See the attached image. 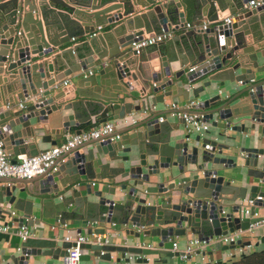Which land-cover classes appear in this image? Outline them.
<instances>
[{
    "label": "water",
    "instance_id": "obj_1",
    "mask_svg": "<svg viewBox=\"0 0 264 264\" xmlns=\"http://www.w3.org/2000/svg\"><path fill=\"white\" fill-rule=\"evenodd\" d=\"M249 1L0 0V79L8 83L2 87L3 94L15 95L14 99L4 96L0 103V133L11 155L37 154L40 143L59 145L74 126L78 133L82 125L122 119L145 110L147 102L153 107L167 96L182 95L186 100L193 96V111L201 112L217 128L213 134L208 129L173 140L170 125L158 120L161 113L149 111L119 127L116 140L91 139L63 154L55 171L31 179H5V183H35L37 194L30 199L17 197L15 185H2L0 213L8 212L2 205L4 197L22 212L14 218L18 226L37 224L35 203L39 211L43 206L44 217L59 216L61 222L90 219L92 213L100 223L123 226L109 228L120 243H82L80 247L93 250L95 258L109 263H129L134 256L142 264L158 261L161 255L164 261L177 256L179 252L171 250L173 237L190 232L208 245L217 236L246 229L258 220L252 215L255 208H264V146H258L264 144V61L259 64L264 57V0L253 8ZM229 4L233 18L228 23L207 26L198 35L191 29L165 42L131 49V43L144 33L170 29V24L186 27L189 20L196 25L203 19L217 22L218 12ZM135 5L143 10L134 11ZM119 20L115 31L122 36L110 43L112 50H95L93 46L99 45L98 36L93 35L95 27ZM246 23L254 26L248 32L243 27ZM82 35H89L87 42L63 47L72 37ZM247 35L253 36L252 45L246 43ZM176 61L193 69L176 70ZM67 76L73 78L72 87L55 86ZM196 79L206 80L190 90L187 85ZM139 80L144 86L137 96L132 87ZM233 83V91L223 95L221 89L232 88ZM138 97L141 103L133 104ZM18 102L27 105L11 110ZM6 104L9 108L2 109ZM17 125L21 130L13 129ZM16 139H21L20 144L10 146ZM27 139L30 142H24ZM239 141L244 145L239 146ZM173 168L178 176L166 182ZM81 176L97 179L100 187L92 190L86 184L84 194L73 187L70 195L54 201L55 195L78 183ZM118 189L124 194L115 201L110 196L117 195ZM19 191L33 193L30 187ZM90 195L96 200L91 201ZM246 197L254 200V209L250 216H241L240 200ZM106 228H90L88 233H102ZM57 236H30L20 241L15 234L0 232V239L14 244L4 264H29L30 260L32 264H60L71 243ZM145 236L150 239L148 244L134 241ZM245 244L249 242L239 240L222 248ZM113 253L119 255L114 258ZM39 256L46 259L38 260ZM79 259L90 256L82 253Z\"/></svg>",
    "mask_w": 264,
    "mask_h": 264
},
{
    "label": "crops",
    "instance_id": "obj_2",
    "mask_svg": "<svg viewBox=\"0 0 264 264\" xmlns=\"http://www.w3.org/2000/svg\"><path fill=\"white\" fill-rule=\"evenodd\" d=\"M229 6L230 4L228 5V7H226L223 11L221 12H218V16H219V20L217 22H213V23H210L208 21H206L205 19L202 20L201 24L200 25H196L195 22L189 20V23L191 24V27H183V26H178L176 27L177 25L176 24H170L171 28H170V31H171V36L166 38L164 40L167 41L169 38H171L172 36H179L180 34H185L186 31L188 30H193L195 33H197V35L200 33L199 30L202 29V25L203 24H207V26H210V25H217V24H221V23H224V18L226 17H231V19L233 18V15L230 13V9H229ZM250 7V6H249ZM252 7V6H251ZM253 8V7H252ZM143 10V8L140 6V5H135L134 6V11L136 10ZM264 19H261V22H263ZM119 21H116V22H112V23H105V22H100L99 26H101L100 28H98V26L95 27L94 29V35L98 36L97 40H98V43L99 45H95L93 46L95 50L97 51H106L108 52L109 50H112L110 49V43L115 41L118 36H122V33H117L115 31V29H117L120 25H119ZM252 24H248L246 23V25H244V30L246 29V31H250L252 27L254 26H251ZM242 27V26H241ZM120 32V31H119ZM126 32H129V28L126 30ZM155 32H151V33H144L142 36L145 37V36H148V35H154ZM88 37L89 35H82V36H77L75 37L74 40H70V42L66 43L63 47L65 46H68V45H74V44H77V43H83V42H87L88 41ZM245 40H246V43L249 45H252L253 44V36L251 37V35H247L245 37ZM254 48L257 47V45H253ZM95 56V55H94ZM93 56V57H94ZM96 57V56H95ZM49 58L48 57L46 60L49 61ZM156 59V58H155ZM158 60V59H156ZM262 61H264V57L260 59L259 61V64L262 63ZM174 69L176 70H179V69H184L185 72L189 69V66H185V65H182L180 64L178 61H176L174 64ZM96 69H92L91 71H95ZM87 74V73H86ZM1 75V74H0ZM3 76H5V74H2ZM3 78V77H2ZM0 79V103H3L4 102V96H11V98H15V95L14 93H12L11 95L8 94V95H4L3 94V90H2V87L3 86H6V84L8 83H4L3 82V79ZM181 78L185 79L186 76H185V73L182 74ZM68 79L69 80V83H68V87L71 86L72 87V83H73V78L72 76H67L65 77L64 79H62L61 81L58 82L59 84V87H63V85L61 84L64 80ZM206 79H196L195 82L191 83L190 86H188V88L191 90L193 87H198L202 81H204ZM214 85V84H213ZM235 85L234 83L231 84V87ZM67 86H64V87H67ZM143 83L139 80L137 85H134L132 88H133V93L135 95H139V91L142 89L143 87ZM242 87V86H241ZM233 88H222V94L224 95L225 93L229 92V89H231L233 91ZM60 88L56 89L55 91L59 90ZM214 89H215V85H214ZM168 90V88L166 89ZM208 91H209V88H208ZM215 92L214 91H210L209 93L213 94ZM111 92H107V94H110ZM209 93L208 94H203L202 95V98L204 97H207L209 96ZM221 94V96H223ZM120 96H122V94L120 93ZM150 98V97H149ZM141 98L138 97V98H135L134 100H132L131 102L133 104H138V103H141ZM147 101V99H145ZM189 100H193L195 101V98H193V96H191L188 100L184 99V97L181 95V96H178V97H171V96H167L164 98V101L163 102H160V103H157L155 106L151 107L150 104L147 102V105H146V109L143 110L141 109L139 112H134L133 113V116L135 118V120H138L139 118H142L146 115L149 114V111H152V112H159L161 113L160 116H163V120L166 121L170 127L172 128V134H173V140H183L185 138V135L187 134V131H186V127H185V123L183 122V119L178 116L177 114H172V113H177V112H182V111H191V110H194V107L190 106L188 107V101ZM171 102H176L177 104V107L176 108H173L170 106ZM19 103V102H18ZM24 105H27L26 102H23ZM2 109H8L6 107V105H3L2 106ZM19 109L18 105L14 106L11 108V110H17ZM69 112V111H68ZM95 116L92 117V120H94ZM52 120V118H50ZM54 121V120H53ZM61 123H59L60 125ZM82 129H86V128H89V126L87 125H82L81 126ZM78 127L77 126H74L72 127V132H74ZM14 130H21V127L19 125H17L15 128H13ZM209 130H211V134H213V132H216L217 131V128H213L212 126L209 127ZM255 133H257V131L255 130ZM68 134L70 133H65L63 135V137L65 138ZM211 134H205V136H210ZM196 135V134H193V136ZM212 136V135H211ZM63 141V140H62ZM21 142V139H16V140H13L12 142H10V146L12 147H17V144H20ZM24 142H30V139H27V140H24ZM237 144L239 146H243V142H237ZM264 146L263 143H258V146ZM39 149L40 150H43L49 146H51L50 143H40L38 145ZM10 154H11V149H6ZM20 154H27V153H19L17 155H20ZM17 155H11V157L13 159L17 158ZM221 165H215L214 167H220ZM172 173L167 177V179H165L166 182H172V180L175 178V176H178V173H177V170L176 168H173L172 169ZM227 173L226 174H229L230 171H226ZM233 176H231L230 178H232ZM235 178V177H233ZM120 178L117 177V180H119ZM5 179L4 180H0V187L4 184H6L5 182ZM91 182H95L94 185L91 184ZM86 184H90L91 185V189L92 190H96L98 187H100V183L98 182L97 179H90V178H87L85 176H81V179L79 180L78 183H75V184H72L71 185V188H68L67 190H62L61 192H59V194L55 195L53 198H54V201L57 202L59 201V195H62V196H68L70 195L71 193V190L74 188L80 190L81 194H84L85 191H86ZM15 185V189L13 191V193L19 197H23V198H26V199H30L33 197V195L37 194V184L35 183H31V182H11V185ZM25 187V189H28L29 187L31 188V191L33 193H30L29 191H19L20 188H23ZM33 188V189H32ZM124 194V191L123 190H117V195L115 196H110L112 199H114L115 201H118L122 198ZM88 198L91 200V201H94L96 200L95 197H93L92 195L88 196ZM7 197H4V203L2 204L3 207H5L4 209L5 210H9V209H12L15 211V214H14V217L13 218H18L22 215V212L20 210H17V209H14L12 206H10L8 203H7ZM37 201V200H35ZM35 207H34V214L37 218V224H34L33 226H30L31 227V236H37V237H50V236H53V235H58L57 237L59 238H62L63 237V229L59 226H55L54 228L52 227L55 223V218H47V217H44L43 214H44V209H43V206L41 205V210L39 211V209L37 208V204L35 203ZM72 207L70 206L69 209H71ZM228 207L226 206L225 207V210H227ZM254 207L252 206L251 207V210H253ZM255 211L258 212L257 215L258 217H261V218H264V208H255ZM49 212V211H47ZM89 217L90 219H85V218H82V219H67L66 222L68 223L69 225V228L70 230L72 231L73 234L77 233V230L78 229H81V233L84 234L86 232H88V230L91 228L92 230L95 229V230H98L99 227L101 226H106L108 227L107 230H109V228L111 229V231L113 230L111 225L110 224H104V223H100L99 221H96L94 220V215L91 213L89 214ZM10 219L3 213V211L0 213V223H4L6 221H9ZM17 226V222L14 221V224L11 226V231L9 232H6V234H10L12 235L13 234V229L16 228ZM130 226V225H129ZM114 228L116 229H122L123 226H119V225H116V226H113ZM264 236V225L258 227L256 230H255V233H254V236L251 240L252 242V246L250 247H246L245 249H243V251L245 253L247 252H250V251H254V250H260V249H264V242L262 241V237ZM194 237L190 232H188L185 236H178V237H173V240L178 242V245H179V248L182 249L185 241L189 238H192ZM149 237L148 236H145L143 237L141 240H134L135 242H137L139 244V242H144L142 244H148L150 241H149ZM109 241L110 243H120V239L119 237H114L113 233L111 235H109ZM249 241V240H247ZM246 242V241H244ZM109 243V244H110ZM13 243H11V240L8 239L6 240L5 238H1L0 239V264H4L6 261H9L10 259V256L11 254L14 252V248H13ZM226 244L220 242L219 240H215L214 242H211L210 244L206 245L205 249L201 251H198V249L195 251V254H193V258L195 260H197L198 258H200L202 256V253H205V257H207L209 260H211L212 263L214 264H222V263H225L229 260H231L232 258H235V257H238L240 255V253H233V255H230L231 253V249L232 248H222V246H224ZM228 250V251H227ZM93 250L91 249H84L83 253L84 254H89L90 256V259L88 260H80L79 264H142V263H139V262H136L135 259H134V256L131 258L130 257V262L127 263V262H123L121 261L120 263L118 262H107V261H104V260H99L98 258H95L93 256ZM118 256L119 254L118 253H113V256L114 258H116V256ZM129 256V255H127ZM136 258V257H135ZM31 259V258H30ZM35 260H37V258H34ZM44 260L46 258H43L41 256L38 257V260ZM33 261L30 260V263L29 264H32ZM183 263V261L178 257V256H172V257H168L166 261H164V256L161 255L159 260L158 261H154V262H150L149 264H181Z\"/></svg>",
    "mask_w": 264,
    "mask_h": 264
},
{
    "label": "built area",
    "instance_id": "obj_3",
    "mask_svg": "<svg viewBox=\"0 0 264 264\" xmlns=\"http://www.w3.org/2000/svg\"><path fill=\"white\" fill-rule=\"evenodd\" d=\"M263 3V0H250L248 5L251 7L259 6ZM231 17L224 18V22L228 23L230 22ZM101 26L98 25V28ZM187 27H191L190 23H187ZM202 29H205L207 27V24H203ZM95 33H93L94 35ZM171 36L170 29L165 30L164 28H161L159 32L155 33L151 36H145L137 41H133L131 43V49L138 51L141 48L155 45L159 42L164 41L166 38ZM75 37H72L71 40H74ZM193 68H189L188 70H192ZM88 73H91L89 70ZM69 83V80H64L61 84L63 86H67ZM59 85L58 83L55 84V86ZM19 108H24L25 105L23 102H19L18 104ZM194 101L189 100L188 101V107L193 106ZM171 107L176 108L177 104L176 102H171ZM6 107L9 108V104H6ZM133 113L127 114L124 118L118 119V120H108L105 122H102L100 124L90 126L89 128L82 129L80 132L75 133L71 132L68 134L63 141L59 145H51L37 154L29 155V154H20L17 155V158L15 162H13V158L11 157V154L6 150L4 139L1 136L0 133V179H9V178H19V179H31L33 177H36L38 175L45 174L47 171H55L58 167V159L71 149L83 144L84 142H87L91 139H110V140H116L119 135L116 134L117 129L119 127H123L129 123L135 122V118L133 116ZM180 116L185 123L187 134H198V133H204L207 131L210 127V123L207 122L204 118V115L201 112L198 111H182L177 113ZM163 116H159L158 120L162 121ZM92 185L95 184V182H91ZM6 185H11V182H6ZM62 198V195H59V199ZM260 198V197H257ZM254 200L246 197L242 200H240V208L238 209V213L241 216H250L251 213V207L253 205ZM8 212H3L10 220L6 221L4 223H0V232L6 233L11 231V226L14 224V214L15 211L12 209L7 210ZM258 212L254 211L253 215L254 217H258ZM115 223H112L111 226H114ZM264 225V218L259 217L258 220H255L253 222L249 223L248 228L246 229H235L232 232H228L224 235H219L216 237L217 240L220 242L228 245V244H234L236 245L237 241H247L249 240V244L245 245H237L231 249L230 255H233V253H245L243 249L246 247L252 246V238L254 236L255 230ZM55 226H59L63 229V237L62 239L64 241L70 242L71 245L66 248V255L61 257L60 264H79L80 262V256L83 253L84 249L80 247L82 243H92V244H98V245H107L110 243L109 241V235H111L110 230H106L102 233L98 232H86L84 234L82 233H75L73 234L72 231L69 228V225L66 221L61 222L60 217L56 216L55 223L52 226L53 228ZM13 234L17 235L20 239V241H25L28 237L31 236V227L26 224H21L14 228ZM206 247V243L204 241L198 240L197 237L189 238L185 241L182 249L179 248L178 242L173 241L172 242V252L177 251L179 254L177 255L183 263L181 264H214L209 260L207 257H205V253H202V256L195 260L193 258V254H195V251L198 249V251L204 250ZM100 254L104 253V250L99 251ZM101 264V263H100ZM104 264V263H103Z\"/></svg>",
    "mask_w": 264,
    "mask_h": 264
},
{
    "label": "trees",
    "instance_id": "obj_4",
    "mask_svg": "<svg viewBox=\"0 0 264 264\" xmlns=\"http://www.w3.org/2000/svg\"><path fill=\"white\" fill-rule=\"evenodd\" d=\"M222 264H264V249L244 253Z\"/></svg>",
    "mask_w": 264,
    "mask_h": 264
},
{
    "label": "rangeland",
    "instance_id": "obj_5",
    "mask_svg": "<svg viewBox=\"0 0 264 264\" xmlns=\"http://www.w3.org/2000/svg\"><path fill=\"white\" fill-rule=\"evenodd\" d=\"M228 251V250H227Z\"/></svg>",
    "mask_w": 264,
    "mask_h": 264
}]
</instances>
